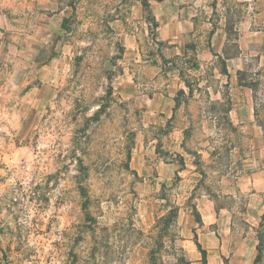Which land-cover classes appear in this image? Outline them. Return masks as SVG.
<instances>
[{"label":"clouds","instance_id":"obj_1","mask_svg":"<svg viewBox=\"0 0 264 264\" xmlns=\"http://www.w3.org/2000/svg\"><path fill=\"white\" fill-rule=\"evenodd\" d=\"M0 264H264V0H0Z\"/></svg>","mask_w":264,"mask_h":264}]
</instances>
